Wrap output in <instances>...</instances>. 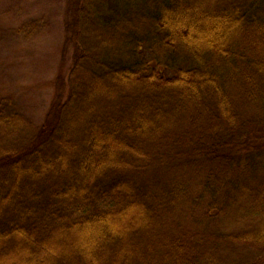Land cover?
Instances as JSON below:
<instances>
[{
	"label": "trees",
	"instance_id": "obj_1",
	"mask_svg": "<svg viewBox=\"0 0 264 264\" xmlns=\"http://www.w3.org/2000/svg\"><path fill=\"white\" fill-rule=\"evenodd\" d=\"M67 5L44 119L0 115V264H264V0Z\"/></svg>",
	"mask_w": 264,
	"mask_h": 264
},
{
	"label": "rangeland",
	"instance_id": "obj_2",
	"mask_svg": "<svg viewBox=\"0 0 264 264\" xmlns=\"http://www.w3.org/2000/svg\"><path fill=\"white\" fill-rule=\"evenodd\" d=\"M67 15V0H0V115L20 112L42 122L56 77H68L73 61ZM32 20L39 29L30 36L18 32Z\"/></svg>",
	"mask_w": 264,
	"mask_h": 264
}]
</instances>
